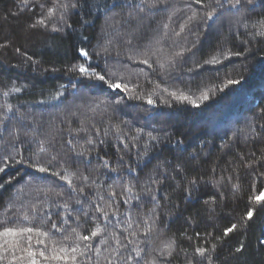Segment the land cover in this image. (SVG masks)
Masks as SVG:
<instances>
[{
  "label": "trees",
  "instance_id": "trees-1",
  "mask_svg": "<svg viewBox=\"0 0 264 264\" xmlns=\"http://www.w3.org/2000/svg\"><path fill=\"white\" fill-rule=\"evenodd\" d=\"M76 3L0 0V231L49 234L0 238V264H28L29 247L39 264L53 247L76 264H264V0ZM80 48L127 90L73 71Z\"/></svg>",
  "mask_w": 264,
  "mask_h": 264
},
{
  "label": "snow or ice",
  "instance_id": "snow-or-ice-1",
  "mask_svg": "<svg viewBox=\"0 0 264 264\" xmlns=\"http://www.w3.org/2000/svg\"><path fill=\"white\" fill-rule=\"evenodd\" d=\"M195 2L197 4H200L202 2V0H195ZM241 3H242V0H234V3H232L230 5V7L233 8V9L239 10V8L241 6ZM253 3H254V0H247V4L248 5H252ZM79 5H80V0H77V3L73 4L72 7L76 8ZM155 6L156 5L152 4V3L148 4L149 8H152V7H155ZM217 6L220 7V8H223L224 5L220 4L219 0H217ZM41 7H43V5H41ZM62 7H64L65 10L67 9V5H62ZM141 11H143V8H141ZM52 14H53V9L50 8L49 9V18L52 16ZM213 19H214V12H208L207 15H206V20L207 21H212ZM44 23H45V21L43 19H40V20L37 21V24H39V25H44ZM30 27H36V25L33 24V25H30ZM68 27H71V25L69 24ZM165 27H167V25H165ZM183 28H184V25H181V30H183ZM261 28L264 29V22H261ZM59 30H60L59 28H55V27L53 28V31H59ZM256 35L264 36V31L258 30L256 32ZM16 51L19 52L20 50L16 49ZM105 51H106V49H105ZM78 52H79V55L84 58L85 62H82V63H80L78 65H74L72 70L73 71H77L81 78H85V79H89V80H95L97 82H101L103 84H107V87L109 89H112V90H117V89H119L121 91H126L127 90V86L126 85H124L122 87V85L119 82H117V83L109 82V80L106 78V75L104 74L105 71H106L105 69H101V70L97 71L95 68H93L91 66V64L88 63V61L90 60V54L85 48L78 49ZM97 55H100V53L98 52ZM177 55H181V53H177ZM237 55H239V53H237ZM129 59H133V57L130 56ZM142 62L143 63H147L146 60L142 61ZM215 62H217L215 60V58H213L212 61H206V63H215ZM161 67H163V65H161ZM240 82H241L240 80H229L228 81V85H235V84H239ZM16 90L19 91V89H16ZM165 91H167V89H165ZM5 95H7V93H5ZM171 95L174 98H176V99H184V100L187 99L186 96L177 97L175 92L171 93ZM208 98H209V96L207 95V93H205L204 96H203V99L207 100ZM117 103H119V101H117ZM147 103L151 105L153 103L152 99L149 98L147 100ZM194 106L199 107L198 104H196ZM148 135H149V138L152 139V140H156L157 139L156 137L152 136L151 133H149ZM89 143H91V141H89ZM45 150L46 149L42 145L40 151L44 152ZM53 159H55V157H53ZM5 162H7V161H5ZM17 162L19 163L20 161H17ZM29 167H33V165L29 164ZM105 167H107V164H105ZM184 169H185L184 165L178 164L176 169H175V171H176L177 175H179L181 172L184 171ZM36 170L39 171V172H42V173L49 171L48 168L41 167V166H37ZM2 171H4V168L0 167V172H2ZM52 175H58V174L53 172ZM60 178L62 180L67 181V183L69 184V187H71L72 182H71L70 179H68L67 175H62ZM84 179H87V177H84ZM189 184L194 187L197 184V181L195 179H193V180L189 181ZM72 190L76 191V189H74V188ZM128 190L130 191V189H128ZM80 191L82 192L83 189H80ZM191 194H192L191 190H188V195L191 196ZM56 195H61V193H56ZM153 199H155V197H153ZM253 199H255L257 201V203L264 202V191H261V193L259 195L255 196V197H253ZM76 203L79 204V200H77ZM64 207L67 208L68 205L65 204ZM96 210L98 212L100 211L99 208H97ZM253 216H254V210L252 208H249V210L246 213L245 219L252 220ZM23 219L24 220H28L29 217L27 215H24ZM52 227L56 228V225L53 224ZM236 228H237V225L236 224H232L231 227H228V228H226L224 230V235L228 236L229 233H231L234 230H236ZM34 231H36L41 236L47 237L49 235L47 232H40L39 229H33L32 227H3V230L0 231V238H5V244H7L8 243V241L6 239L7 237L19 238V237L24 236L25 234L33 233ZM57 231H59V229H57ZM72 231L76 232L75 229H73ZM101 231L102 230L99 227H97L94 231L91 232L90 236L85 235V236L81 237L78 232H76V236H77L78 239H83V240L87 241V240H89L91 238L97 237L100 234ZM27 239L30 241L32 239V237L29 235V236H27ZM65 239H69V237L66 236ZM38 243L43 244L44 241L40 240V241H38ZM260 243L264 244V240H261ZM171 247H172L171 243H168V244L165 245V248L171 249ZM25 251H27L28 264H39V260L36 258L37 257V253L34 252L31 249V247L25 249ZM68 251H69V249H67L65 247H59L58 249L56 247H53L50 250V254L46 255V253L44 251H40L39 252V256L44 259L46 264H47L48 261H64L65 264H67V262L69 260L72 261V264H76V256L75 255L69 256L67 254ZM70 251L72 253H76L77 252V248H75V247L71 248ZM195 251H196V255L197 256L204 257L206 255V250L204 248H197ZM236 251L237 252L241 251V248H237ZM139 254H140L139 250H137V255H139ZM167 255L171 256L172 252L169 250ZM129 259H131V258H129ZM13 260H16L15 256L13 257ZM149 264H155V260L153 259L152 261L149 262ZM189 264H193V262L189 261Z\"/></svg>",
  "mask_w": 264,
  "mask_h": 264
}]
</instances>
